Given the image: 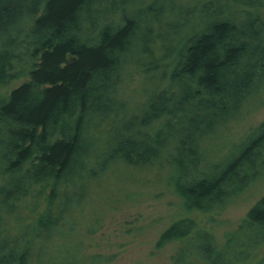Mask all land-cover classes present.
<instances>
[{
  "label": "trees",
  "instance_id": "trees-1",
  "mask_svg": "<svg viewBox=\"0 0 264 264\" xmlns=\"http://www.w3.org/2000/svg\"><path fill=\"white\" fill-rule=\"evenodd\" d=\"M263 106L264 0H0V264L111 263L77 232L150 174L188 215L219 214L264 177V120L212 143ZM263 240L264 194L223 246L186 216L155 249L237 264Z\"/></svg>",
  "mask_w": 264,
  "mask_h": 264
},
{
  "label": "rangeland",
  "instance_id": "rangeland-1",
  "mask_svg": "<svg viewBox=\"0 0 264 264\" xmlns=\"http://www.w3.org/2000/svg\"><path fill=\"white\" fill-rule=\"evenodd\" d=\"M20 81L15 84H19ZM264 120V106L229 125L227 135L214 141L212 154L224 153L231 143L238 142L252 127ZM152 174L143 182H118L109 195L116 199L102 206L104 213L101 228L94 235L77 232L89 253H111L116 258L109 264H169L170 257L181 242L170 243L156 250L155 243L160 233L173 221L186 216L193 217L201 229L209 231L219 246L224 244V235L239 225L249 208L264 194V177L252 184L244 193L231 201L219 214L185 213L179 199L169 189L156 181ZM255 234H240L233 242L243 244L255 240ZM196 240L190 247L198 245ZM200 245V244H199ZM242 246L236 251L237 264H264V240L258 246ZM232 253V251H231ZM231 257V256H230ZM229 256L219 257V263L227 264ZM205 264V263H200ZM236 264V263H235Z\"/></svg>",
  "mask_w": 264,
  "mask_h": 264
}]
</instances>
